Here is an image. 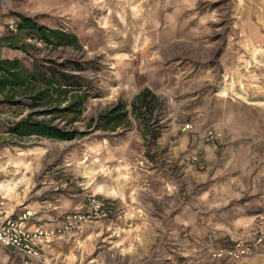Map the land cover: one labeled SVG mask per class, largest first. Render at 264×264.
Instances as JSON below:
<instances>
[{
	"label": "rangeland",
	"instance_id": "rangeland-1",
	"mask_svg": "<svg viewBox=\"0 0 264 264\" xmlns=\"http://www.w3.org/2000/svg\"><path fill=\"white\" fill-rule=\"evenodd\" d=\"M18 1L16 15L31 16L41 25L76 34L83 50H55L25 38L28 32H18L16 24L8 26L9 34L24 38L20 45L36 47L30 51L38 58L60 63L78 57L93 62L87 76L95 81L99 96L86 103L82 121L69 126L89 132L69 140L12 133L14 122L50 107H29L30 99L25 98L12 105L1 94L0 179L7 199L24 204L20 208L33 209L39 221L42 214L66 208L62 225L53 228L56 230L63 228L68 215L89 213L93 198L105 202L106 217L81 222L53 241H66L72 253L85 255L78 264H96L94 259L102 253L111 264H258L256 260L264 257V207L248 197L234 198L218 210L211 208L210 250H201L205 241L190 231L170 235L165 223H161V236H142L145 226H156L154 218H165L167 224L170 196L183 204L191 199L190 191L203 187L191 186L187 169L194 162L180 163L176 157L179 136L195 128L202 112L211 121L204 131L206 145L219 153L224 132L237 127L215 116L217 102L264 92V69L253 70L257 65L264 68L263 45L253 55L241 49L243 8L239 2L244 0ZM47 3L51 7L43 8ZM24 59L27 65L34 61L28 54ZM146 88L158 96H149L148 108L136 99ZM120 101L128 105L129 121L115 130L87 128L91 119ZM70 118L72 115H65L54 122L62 126ZM244 131L249 142H262L250 130ZM209 132L217 136L215 140L208 139ZM109 187L122 196L112 198L117 202L113 218L106 201ZM248 220L255 221L257 233ZM239 244L255 245L256 249L250 255H217L237 249ZM134 254L141 256L135 258Z\"/></svg>",
	"mask_w": 264,
	"mask_h": 264
},
{
	"label": "crops",
	"instance_id": "crops-1",
	"mask_svg": "<svg viewBox=\"0 0 264 264\" xmlns=\"http://www.w3.org/2000/svg\"><path fill=\"white\" fill-rule=\"evenodd\" d=\"M18 2V0H0V59H24L26 56L22 50L8 42V37L11 36L8 26L17 25L20 20V17L15 14ZM239 5L241 9L243 8L242 20L240 21L241 33L243 34H239L243 39L242 52L253 55L254 49H258V45H263L262 51H264V0H244L239 2ZM48 7H51L48 3L43 6V8ZM36 8L41 10L38 6ZM261 67L264 69L263 66L257 65L254 66L253 70ZM258 92L260 94L255 92L243 93V98L217 102V105L220 104L215 116L217 115V118L221 119L226 118L230 124L237 127L236 130L224 132L219 153L210 144L206 145L204 131L210 120H206L202 112L197 117L199 119L196 120L195 128L190 133H183L179 136V145L174 148L176 157L181 161L180 163L194 162L187 169L190 181H193L191 186L196 188L203 185V187H199L193 193L190 191L191 199L183 204L181 199L170 196L172 207L169 209L171 215L167 217V224L165 218L163 220L160 217L154 218L157 223L156 226L149 224L145 226L142 236H161L164 234L161 223H165L166 230L170 235L177 236L182 230L190 231L191 234H197L205 241L201 250L206 248L210 250L208 213L211 208L218 210L227 206L230 200L243 197L252 198L254 203H257L258 200L260 201L258 203L264 207V92ZM0 97L2 98L1 92ZM244 130H250L256 137L262 139V142H249L246 137L248 132ZM196 157L199 158L198 161H195ZM1 176L0 174V178ZM107 192L109 199L105 200L109 204L110 217L113 218L117 202L113 201L112 198L116 199L122 196L114 187H109ZM0 201L5 202L6 216L16 217L26 210H33L20 208L24 204L19 202L15 204L13 201L10 202L9 198L7 199L2 179H0ZM29 206L31 207V205ZM53 211H49L47 215L42 214L43 220L41 221L32 217L31 225H39L47 229L60 227L63 223V213L67 209L58 208L57 211ZM245 212H250V210L246 208ZM254 222V220H250L247 223L253 225ZM92 226L93 222L86 224V228ZM252 229L255 233L259 231V228H255V226ZM59 244L63 245L62 249ZM262 244L264 246V242ZM70 247L71 245L66 241H56L49 246H44L42 251L47 254L49 264H76V262L78 264V261H82L81 259L85 255H81L80 252L78 254L72 253L73 250H70L72 249ZM146 255L143 254V256ZM104 256L102 253L95 258L96 264H111L104 259ZM133 256L139 258L141 255L134 254ZM256 261L258 264H264V257L261 256ZM0 264H25V256L1 244ZM29 264L43 263L33 260Z\"/></svg>",
	"mask_w": 264,
	"mask_h": 264
},
{
	"label": "trees",
	"instance_id": "trees-1",
	"mask_svg": "<svg viewBox=\"0 0 264 264\" xmlns=\"http://www.w3.org/2000/svg\"><path fill=\"white\" fill-rule=\"evenodd\" d=\"M20 21L17 23L18 32H28L27 37L33 38L36 42L45 43L53 49L72 47L83 50L76 34L65 29H55L41 25L36 18L19 14ZM19 34L8 37V42L22 50L26 55L33 58V63L27 65L25 59L11 58L0 59V92L4 101L9 104H21L22 99H30L29 107H50L43 112L34 111L26 117L14 122L12 133L19 137H49L54 139L74 140L86 135L89 131L79 126L70 128L71 124L81 122L86 111V103L93 97H98L95 81L88 75L91 69L89 61L81 58H71L62 62L48 60L34 56L30 43L20 45L23 41ZM39 50V48L37 49ZM149 96L156 99L158 96L151 88H146L137 95L136 99L143 107H151L147 102ZM128 105L119 102L113 109L102 112L96 119H91L87 128L99 130H115L129 121ZM134 109H138L137 103ZM121 111V112H120ZM123 111V112H122ZM51 115L49 119H39L38 115ZM65 115H72L69 124L60 125L54 121L58 118H65Z\"/></svg>",
	"mask_w": 264,
	"mask_h": 264
},
{
	"label": "built area",
	"instance_id": "built-area-1",
	"mask_svg": "<svg viewBox=\"0 0 264 264\" xmlns=\"http://www.w3.org/2000/svg\"><path fill=\"white\" fill-rule=\"evenodd\" d=\"M209 133L208 139L215 140L217 136L213 132ZM1 171L2 165L0 162V174L2 173ZM91 201L92 208L89 213L68 215L63 228L59 230L31 225L32 217L36 214L34 210H26L16 217L6 216L4 211L5 202L0 201V244L25 256V264H29L33 260L49 264L47 254H44V251H42L44 246L51 245L60 234H64L67 230L75 228L81 222L108 215L109 211L105 202L97 198H93ZM255 249V245L239 244L237 249L228 248L217 255L222 256L223 253L250 255L254 253Z\"/></svg>",
	"mask_w": 264,
	"mask_h": 264
}]
</instances>
